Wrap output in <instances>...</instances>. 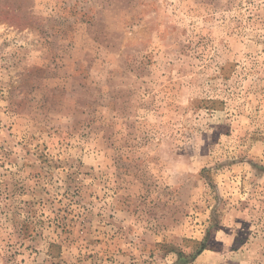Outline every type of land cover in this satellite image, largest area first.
Listing matches in <instances>:
<instances>
[{
  "label": "rangeland",
  "instance_id": "1",
  "mask_svg": "<svg viewBox=\"0 0 264 264\" xmlns=\"http://www.w3.org/2000/svg\"><path fill=\"white\" fill-rule=\"evenodd\" d=\"M0 264H264V0H0Z\"/></svg>",
  "mask_w": 264,
  "mask_h": 264
},
{
  "label": "trees",
  "instance_id": "2",
  "mask_svg": "<svg viewBox=\"0 0 264 264\" xmlns=\"http://www.w3.org/2000/svg\"><path fill=\"white\" fill-rule=\"evenodd\" d=\"M207 247L205 245L202 244L201 246V250L199 251V253L203 252V250H205Z\"/></svg>",
  "mask_w": 264,
  "mask_h": 264
}]
</instances>
